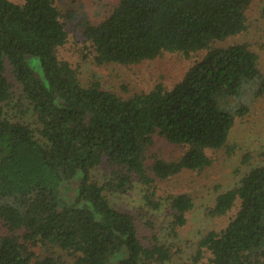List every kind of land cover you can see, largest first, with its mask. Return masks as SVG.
<instances>
[{"label":"trees","instance_id":"obj_1","mask_svg":"<svg viewBox=\"0 0 264 264\" xmlns=\"http://www.w3.org/2000/svg\"><path fill=\"white\" fill-rule=\"evenodd\" d=\"M55 2L0 0V264L61 263L60 254H39L37 245L65 251L72 264H112L118 255L115 264H163L178 250L145 244L135 215L116 208L109 195L127 192L136 180L150 192L147 203L156 205V179L201 171L212 162L207 151L227 145L248 106L231 112L214 102L215 95L249 81L260 95L264 77L247 43H215L244 30L251 0H118L100 22L83 18L81 33L97 64L204 52L171 86L157 82L126 97L97 79L82 83L77 67L59 56L68 41L62 18L73 16L61 14ZM7 65L19 88L15 103ZM21 99L37 127L7 113ZM156 135L181 152H150ZM101 164L109 167L103 181L92 175ZM77 173V193L68 203L60 185ZM168 200L173 226L180 227L193 199L181 192ZM229 211L225 226L196 240L193 260L264 264V164L216 193L209 214Z\"/></svg>","mask_w":264,"mask_h":264},{"label":"rangeland","instance_id":"obj_2","mask_svg":"<svg viewBox=\"0 0 264 264\" xmlns=\"http://www.w3.org/2000/svg\"><path fill=\"white\" fill-rule=\"evenodd\" d=\"M13 1L22 2L23 0ZM117 2L118 0H56L55 2L61 14L70 12L73 16L62 18L68 31V41L58 48V54L77 67L82 83L97 79L104 88L123 97L135 92L150 90L157 82L169 87L179 80L186 69L204 53L200 51L185 55L182 52H163L153 59L132 65L95 63L91 52L86 48L87 42L81 33L82 19L87 18L92 23H98L110 13ZM263 6L264 0H251L245 10L244 30L215 45L226 46L234 42L247 43L257 53L258 68L264 77ZM7 73L10 81L13 82L15 91L13 103H15L19 96V88L10 74L9 65H7ZM256 84L249 81L236 91L225 90L215 95L214 102L228 111L234 112L236 107L243 104L248 106V110L236 117L227 145L220 149L207 151L212 159L209 166L201 171L185 169L169 178L156 179L154 193L151 196L156 205L147 203L146 194L150 192L147 187L136 180L127 192L109 195L111 203L116 208L130 211L135 215L139 236L145 244L158 241L171 245L173 250H178L170 261L163 264H207L205 258L197 262L193 260L195 242L207 230L220 229L225 226L231 214L230 211L224 215L209 214V207L216 193L236 184L251 166L264 164V92L254 96L252 89L256 88ZM20 102L21 106L14 105L7 109L9 116L20 118L32 127H37L35 116L27 102L24 103L22 99ZM153 151L165 157H171L179 154L181 147L171 145L156 135L155 143L150 149V152ZM108 173L109 167L105 164L99 165L92 171V175L100 181H103ZM79 181L80 174L77 173L71 179L61 182L60 191L66 202H74ZM181 192L191 195L193 206L186 213L185 223L174 228L168 196ZM79 204L84 205L85 203ZM34 249L39 254L50 250L60 254L62 259L60 264H72L73 262L71 255L57 247L46 249V247L37 245ZM119 257L120 255L114 256L111 263L115 264Z\"/></svg>","mask_w":264,"mask_h":264}]
</instances>
